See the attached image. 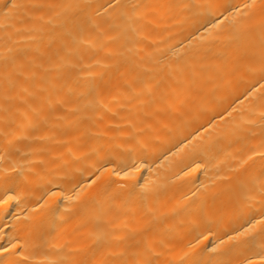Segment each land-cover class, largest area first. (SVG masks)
Listing matches in <instances>:
<instances>
[{
	"label": "bare ground",
	"instance_id": "obj_1",
	"mask_svg": "<svg viewBox=\"0 0 264 264\" xmlns=\"http://www.w3.org/2000/svg\"><path fill=\"white\" fill-rule=\"evenodd\" d=\"M0 264H264V0H0Z\"/></svg>",
	"mask_w": 264,
	"mask_h": 264
}]
</instances>
